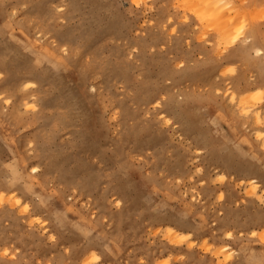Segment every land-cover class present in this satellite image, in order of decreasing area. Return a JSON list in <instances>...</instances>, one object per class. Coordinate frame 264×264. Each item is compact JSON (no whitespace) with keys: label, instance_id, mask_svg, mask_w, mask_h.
<instances>
[{"label":"rangeland","instance_id":"1","mask_svg":"<svg viewBox=\"0 0 264 264\" xmlns=\"http://www.w3.org/2000/svg\"><path fill=\"white\" fill-rule=\"evenodd\" d=\"M204 1L0 0V264H264V0Z\"/></svg>","mask_w":264,"mask_h":264},{"label":"bare ground","instance_id":"2","mask_svg":"<svg viewBox=\"0 0 264 264\" xmlns=\"http://www.w3.org/2000/svg\"><path fill=\"white\" fill-rule=\"evenodd\" d=\"M217 1V2H216ZM215 2L212 0V1H209V0H205L204 1V3L202 4V5H204V8H202V10H200V9H198V8H196V9H198V10H196L197 12H198V14L200 15V16H203V18H206L207 19V17L209 16L211 19H214V20H212V21H216V18L218 19V17L219 16H217L218 15V13L220 12V13H222L221 12V10L223 9V7L225 6V4H221V2L220 1H218V0H216ZM207 6V7H206ZM209 7V8H208ZM222 8V9H221ZM221 9V10H220ZM219 13V14H220ZM222 15V14H221ZM213 17H215V18H213ZM210 18L209 19H207V20H209L210 22H211V20H210ZM221 19V17H219V19L218 20H220ZM218 20H217V23H218ZM211 23H213V22H211ZM216 23V22H215ZM19 77V76H18ZM24 78H26L25 76H23ZM18 80L19 81H21L22 79H20V77H19V79H17V82H18ZM27 82V81H26ZM26 82H24V84L26 83ZM23 83V82H22ZM0 91H1V89H0ZM256 120H257V122L258 121H260L261 120V114L260 113H257L256 114ZM250 189H249V191L247 192V195L248 196H256L257 194H259V192H262L261 193V195L264 197V188L263 189H260V187H259V185H258V182L255 180V179H252L251 180V183H250ZM263 200V199H262Z\"/></svg>","mask_w":264,"mask_h":264}]
</instances>
